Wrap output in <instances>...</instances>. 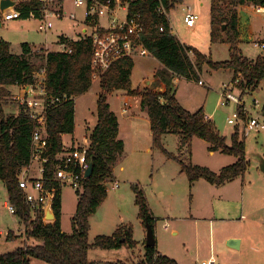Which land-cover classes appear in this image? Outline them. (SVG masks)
<instances>
[{"label": "trees", "instance_id": "trees-1", "mask_svg": "<svg viewBox=\"0 0 264 264\" xmlns=\"http://www.w3.org/2000/svg\"><path fill=\"white\" fill-rule=\"evenodd\" d=\"M105 1V0H101ZM114 2V0H112ZM180 0H121L127 6V14L137 17L143 24L141 44L151 52L162 67L155 73L157 81L165 85L160 92L147 87L143 90L132 88V69L134 57L126 56L114 61L108 69L100 71V93L97 105V123L89 135L88 161L93 165V173L83 179V187L78 193V204L72 218V232L62 228L61 185L56 180L57 163L61 153L67 149L63 135L75 131V99L87 92L94 81L92 68L93 40L91 34H85L78 40L61 38L66 45L64 50L48 53L33 51L30 43H23V52L14 53L9 41L0 39V179L4 181L10 203L15 214L25 227V235L32 243L20 242L14 248H5L0 253V264H30L32 258H39L49 264H128L118 260L97 262L89 258L92 249L135 248L134 230L131 224L119 226L112 235H98L89 242L90 216L107 195V180L113 176V166L125 150V142L119 138V120L111 109L109 94L117 89L126 90L130 95L141 99V107L146 111L153 133V144L164 149L169 157H174L163 146L162 137L166 133H175L180 137L182 147L191 152L194 137L208 141L210 150H221L233 154L238 160L215 172L207 166L194 164L190 158L184 161L177 158L190 182L205 179L213 184L241 176L245 173L249 160L246 156L245 142L240 137V128L233 133L232 142L220 133L214 121L209 119L203 108L192 111L185 108L177 98L175 79L179 76L197 77L204 64L212 70L228 68L233 71V80L240 78V89H255L264 81V55L251 59L243 54L240 47L242 30L238 7L244 4L263 5L264 0H212L211 24L213 36L220 30L227 34L231 57L226 61H214L192 45L183 43L173 32L169 13ZM41 0H21L16 7L21 9L22 17H30L34 11L40 15ZM85 22L96 28L97 15L86 16ZM226 28L223 29V25ZM43 58V65L34 61ZM45 71L44 87L48 101H54L47 108L44 137L47 147L42 152L43 178L45 186L51 189L54 197L56 219L45 221L42 207L33 209L26 201L24 190L20 187V174L29 166L33 158V133L37 122L31 117L26 104L19 107L15 116H6L4 102L9 95V85H35L36 73ZM190 157V155H189ZM136 201L140 209V218L146 225H156V217L148 205L143 190L136 184ZM8 241H16L10 232ZM136 264H178L163 253L157 246H145V256Z\"/></svg>", "mask_w": 264, "mask_h": 264}, {"label": "rangeland", "instance_id": "rangeland-1", "mask_svg": "<svg viewBox=\"0 0 264 264\" xmlns=\"http://www.w3.org/2000/svg\"><path fill=\"white\" fill-rule=\"evenodd\" d=\"M58 1L60 0H55V2ZM55 2H52L51 7L57 5ZM211 2L212 0L177 1L169 13L172 29L183 43L192 45L214 61H226L231 57L230 44L224 30H220L215 37L213 36ZM65 7L66 13L63 16H52L50 19L54 24L63 25V30L74 33L83 26L82 22L80 25L77 24L79 21H84L86 7L85 5L77 6L74 0H65ZM189 10L199 14L194 26L187 25L184 19ZM127 11V6L121 7L119 15L126 16ZM251 13L254 28L264 34V11L252 9ZM107 22L106 16H102L101 23L107 25ZM91 27L89 31H92L93 27ZM6 28L7 26H0V38L4 36ZM54 29L55 27L52 30ZM255 42L264 43L254 37L248 41L244 39L241 43L243 53L250 58H257L264 52V45H256ZM56 47H59L57 43L53 48ZM149 58L151 59L150 55L135 58L137 66L133 83L136 86H141L142 82L148 78L149 73L158 65L157 60H153L155 64L149 62L148 65H143L142 62ZM34 62L41 66L44 59L38 57ZM35 75L37 79L35 92L26 96L30 99L43 96L39 93L45 78L44 70H40ZM200 78L204 80V85L199 84L197 77L192 79L186 76L177 77V97L188 109L195 111L202 107L203 111L212 117V121L220 133L227 136L228 142L231 143L237 126L229 123L228 118L239 104L233 100L224 104L220 103L225 98L224 86L228 84L227 86L233 89L234 93L242 95V100L250 106L255 99L264 103V81L253 90L242 91L240 87L235 86L236 82L230 86L234 78L230 69L212 70L208 64L203 65ZM94 79H99V76ZM96 80L93 81L87 92L76 96L75 99L76 138L84 144L89 143L87 135H90V130L97 120L100 84ZM156 80L154 74L153 81ZM148 86H152V83ZM113 92L109 94L110 101L119 112H122V109L126 107L125 101L122 99L123 96ZM18 94L20 95V93ZM19 95L14 90L10 91L6 97L4 102L6 116L18 114L19 107L23 104V98H18ZM128 114L130 111L126 113V115ZM124 122L125 119L122 121L125 128L126 123ZM143 127L145 128V125ZM149 133L148 137L153 145L149 152L145 151L144 145L138 141L131 142L129 138L128 147L115 163V174L107 185V195L89 220V242H94L98 235H112L121 226L120 224L124 223L133 226L137 246L108 250L92 249L89 258L101 263L122 260L128 264H136L144 259L147 236L145 224L140 218V209L133 187L136 184L143 190L149 207L157 216L154 231L156 246L161 253L176 261L178 259L181 264H200L212 254L216 257L218 264H264V196L256 178L257 171L262 173L260 162L264 160V132H248L246 135V156L250 161L244 173L245 181L249 185L244 209L237 199L235 203L232 201L233 199L225 200L224 196H221L223 193L221 188L210 184L211 182L201 180L200 183L191 184L188 175L182 170V165L177 159L182 158L187 161L190 158L192 161L193 158L203 166L208 165L212 167V170H220L223 166L229 165L228 162L233 161V156L219 150L212 154L207 142L199 137H195L196 140H194L189 153L186 147L181 146L180 137L177 134L166 133L162 137L163 146L177 158L169 157L163 148L153 144L151 129ZM72 139L71 134L64 137L67 144H70ZM41 167V161L36 159L23 171L26 170V175L30 177L41 176ZM262 175L264 177V173ZM115 180L120 183L117 188L112 185ZM241 181L243 180L239 179L237 182L228 184L224 188L225 195L237 198L242 189ZM61 198L62 227L66 233L70 234L72 218L78 204L77 190L70 185H62ZM9 203L8 189L4 181L0 179V253L14 248L20 242H33L25 235V227L19 217L7 208ZM230 203L234 205H228ZM212 204L215 206L216 213L220 214V218L215 219L211 217L213 215L208 216L213 219L211 222L208 219H203L206 217H200L199 214H207L212 211ZM192 215L194 217H191ZM174 230L177 233H174ZM10 232L16 236V241L7 240ZM228 234H239L243 239V246L231 247L226 240ZM241 237L237 238L241 240ZM30 264L49 263L39 258H32Z\"/></svg>", "mask_w": 264, "mask_h": 264}, {"label": "built area", "instance_id": "built-area-1", "mask_svg": "<svg viewBox=\"0 0 264 264\" xmlns=\"http://www.w3.org/2000/svg\"><path fill=\"white\" fill-rule=\"evenodd\" d=\"M43 2L42 8L39 9L40 15L32 11L30 17H36L39 19V29L41 31H48L53 26V21L50 19L52 16H62L60 9L62 3L55 0H41ZM55 2L57 11L51 4ZM75 4L85 5L86 16L97 15L99 18L106 16L108 18L107 25L96 26V28L90 33L93 40V59L92 68L94 70V77H100V71H104L116 60L126 57L135 56L138 52L140 55H147L149 51L141 44L140 38L143 31V24L141 21L133 16L130 17L121 16L117 13V9L124 8L121 0H75ZM17 5V3H16ZM59 5V6H58ZM258 11H264L263 5H257ZM59 9V10H58ZM4 18L16 19L22 18L21 9L16 6L12 8L9 13L4 15ZM199 18V14L188 11L184 17L185 22L189 26H194L196 20ZM256 45H264V43L255 42ZM199 84L204 85V80L199 79ZM236 82L240 86V78L233 80L234 85ZM228 85V84H227ZM227 85L224 86L225 98L220 101L221 104L227 103L229 100H233L239 104L238 108L228 118V122L241 128L244 132H264V103H261L258 99L254 100L252 105H246L242 100V95H238L233 92V89ZM32 86V92H35V85ZM234 86V87H235ZM39 94H43L41 98H23V104H26L31 109L30 115L37 122L36 129L33 133V160H40L42 163L41 176L30 177L26 175V170L23 171L20 176L19 185L24 190L27 203L33 209L42 207L45 210L50 197H53L52 191L54 189L45 186L43 178V163L46 158H42V152L47 147V140L44 137V125L46 111L54 101H61V98L50 99L48 101L44 84ZM88 144H79L73 146L70 149H65L59 156L56 171V180L62 185H70L76 190H81L83 187V179L86 177V170L90 164L88 161ZM119 183L115 182L114 187H118ZM7 208L11 213H15V207L9 203ZM44 220L46 221L45 217ZM200 264H218L216 257L212 256L207 260H203Z\"/></svg>", "mask_w": 264, "mask_h": 264}, {"label": "crops", "instance_id": "crops-1", "mask_svg": "<svg viewBox=\"0 0 264 264\" xmlns=\"http://www.w3.org/2000/svg\"><path fill=\"white\" fill-rule=\"evenodd\" d=\"M15 1L17 3L18 0H15ZM19 1H21V0H19ZM60 2L62 3V8L60 10L59 9L58 10L60 11L61 15L63 16L64 13H66L65 0H60ZM124 6H126V5H124ZM256 6H257L256 4L249 3V4L240 5L238 7V16H239L241 30H242V33H243L242 39H247V41L252 39L253 37L255 39L264 41V34L261 33L260 30L255 29L254 28V24H253L251 11H252V9L257 10ZM12 8H14V7H10V8L5 9V10H1L0 9V26H2V27L7 26L4 36L1 37L0 39H4V40L9 41L10 44H11V50L14 53H17V54H21L23 52V48H22V44L23 43H30L33 51H35V52L48 53L50 51H61V50H64L65 46H66L64 43L61 42V38L62 37H66V38H68L70 40H78V39L81 38V36H83L85 34H90L95 29L94 27L92 28L90 25H87V23L85 22V19H86V16H85L84 21H79V23L77 24V25H80V22H82L83 26L79 30H76L75 31L76 33L75 32L74 33L73 32H67L66 30H63L64 26L61 25V24H57V23H55V24L53 23V26H52V28L50 30L41 31L39 29V24H40L39 23V19L36 18V17H28V18H23L22 17V18L9 19V20L5 19L4 15L9 13V11ZM54 8H55V11H57V8L56 7H54ZM120 9L121 8L117 9V13L118 14H119ZM189 11H192V10H189ZM71 14H72V16L74 15L73 12ZM107 20H108V18H107ZM99 23L102 24L101 23V17L99 18ZM89 26L92 28V31L91 30L89 31V28H90ZM53 27H55L54 30H52ZM37 41H39V42H37ZM242 42L243 41H241V43ZM55 43H57V45L59 47L53 48ZM241 43H240V47H241ZM262 54L264 55V52ZM147 55H150L151 59L149 58L147 61H143L142 62L143 65L146 66V65H148L149 62H151L152 64H155V62L153 60H157L158 61V65L155 66L154 70H152V72L149 73L148 78L145 81L142 82L141 86H136L133 83L134 82L135 69H136V66H137L135 58L136 57L146 56V55H140L137 52L135 54V56H134V62L135 63H134V67L132 69V75H131L132 88L133 89H141V90H143V89H145L147 87H150V88H153L154 90L162 92V91L165 90V85L162 82H159L157 80L153 81V76H154V74L156 72L155 70H157L159 67H161L162 63L151 52H149ZM251 59H255V58H251ZM232 73H233V71H232ZM44 74H45V71H44ZM94 80H96V79H94ZM96 81H98V83H99V79H97ZM176 81H177V79H175V84H176ZM151 83H152V86H148ZM154 86H156V87H154ZM176 86H177V84H176ZM8 88H9L10 91L16 90L17 91V95H19L18 93H20L19 97H24V96L26 97V96H29V93H32V89H31L32 86L29 87L28 85L24 86V85H15V84H13V85H9ZM113 93H116V94L120 93L123 96L122 99L125 101V104H126V107L124 109H122V112H119V110L112 105V103L110 101V98H109V103H110L111 109L116 113V115L118 117V120H119V138H121L125 142V150L128 147V145H129V138H130L131 142L135 143L136 141H138L140 144L144 145L145 151H148V152L151 151L152 148H153V145H152V141L148 137L150 135L149 130L151 129V123H150L149 117L146 114V111L143 110L142 107H141V99H140V97L137 96V95H130L126 90H123V89L114 90ZM132 109H135V110H132ZM189 110H191V109H189ZM129 111H130V114L126 115V113L129 112ZM192 111H194V110H192ZM207 117L212 120V117L210 115H207ZM123 119H125L124 123H126L125 124V128L122 125ZM97 120L95 122V125L97 123ZM142 124L145 125V128L143 127ZM95 125L91 128L90 133L92 132V130L95 127ZM240 132L242 134L241 137L244 139L245 148H246V135H248V132L246 133L242 129L240 130ZM71 135L73 136V139H72L70 144H67L64 141V144H65L66 148L67 147L68 148L69 147L72 148L73 146H76V145H79V144H84V143L80 142L78 138H76V127H75L74 133H72ZM129 135H131V136L129 137ZM65 136H67V134L63 135V140H64ZM87 137H89V134L87 135ZM142 137H143V139L141 140ZM194 140H196L195 137L193 138L192 145H193ZM206 142H207L206 144H207L208 148L210 149L211 144L208 141H206ZM227 142H228V140H227ZM84 145H87V144H84ZM219 151L222 152L221 150H219ZM215 152L216 151H212V154H215ZM230 155L233 156V159H232L233 161L228 162L229 165L235 163L238 160V157H236L235 155H233V154H230ZM192 162L194 164L202 165L198 161H196L195 159L193 160V158H192ZM260 164H261V162H260ZM207 167L212 169V167H210L208 165H207ZM223 167H225V166H223ZM114 170H115V164L113 166V176L112 177H114V174H115ZM220 170H215L214 169L215 172H219ZM262 174H263V172L262 173H258V171H257L256 178H257L258 186L262 188V194L264 196V177H263ZM34 177H39V176H34ZM239 179L243 180V181H241L242 182V189H241V192L239 193V196H237V198H232L230 196H226L224 188H226V186L228 184H231L234 181L237 182V180H239ZM111 180H112V178L110 180H108V182H106V185H108L109 181H111ZM201 180H205V179H203V178L198 179V180L192 182L191 184L200 183ZM205 181H207V180H205ZM115 182L119 183L118 180H115ZM115 182L112 184L113 187H114ZM207 182H209V181H207ZM210 184H213V183H210ZM213 185H216V187L221 188V190L223 192L221 194V196L222 197L224 196L225 200L233 199L232 201L235 203V201L237 199V200H239V203L242 205V209H244V204H245L244 202H245V199H246V194H247V192L249 190L248 182L245 181V174H243L241 176H238L236 178L229 179V180L223 182L222 184H219V185L213 184ZM119 186H120V183H119ZM228 202H230V201H228ZM232 204L233 203H230L228 205H232ZM211 210L212 211H210L207 214H199L200 217L204 216L206 218H203V219H208L211 222L213 221V219L208 217V216L213 215L211 217H213L215 219H219L220 218V214L216 213L214 204H212ZM151 211L153 212V215H154V211H153L152 208H151ZM154 216L157 217L156 215H154ZM191 217H194V216L192 215ZM156 221H157V219H156ZM120 225H124V223H122ZM144 228H146V226ZM174 233H177V231L174 230ZM134 234H135V231H134ZM237 237H241V236H239V234H228L227 237H226V240L229 241L230 239L237 238ZM237 239H239V238H237ZM241 246H243L242 237H241V240H240V246L239 247H241ZM212 256H214V255L212 254L210 257H212ZM177 262H178V264H181V262L178 259H177Z\"/></svg>", "mask_w": 264, "mask_h": 264}, {"label": "water", "instance_id": "water-1", "mask_svg": "<svg viewBox=\"0 0 264 264\" xmlns=\"http://www.w3.org/2000/svg\"><path fill=\"white\" fill-rule=\"evenodd\" d=\"M16 1L15 0H0V9L5 10L10 7H15ZM226 28V24L223 25V29ZM260 168L262 172L264 173V160L260 164ZM93 173V165L92 163L89 164L87 170H86V177L91 176ZM54 197H50L47 205L45 206V219L47 221H54L56 219V214L54 210ZM146 246H155L156 245V237H155V231L153 226L150 223H147L146 225ZM228 244L231 247L239 248L240 246V240L237 238L230 239L228 241Z\"/></svg>", "mask_w": 264, "mask_h": 264}]
</instances>
